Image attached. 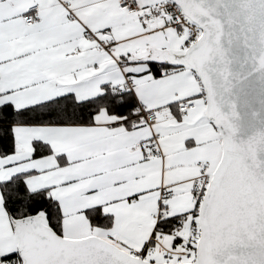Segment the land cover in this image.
<instances>
[{"label": "snow or ice", "instance_id": "1", "mask_svg": "<svg viewBox=\"0 0 264 264\" xmlns=\"http://www.w3.org/2000/svg\"><path fill=\"white\" fill-rule=\"evenodd\" d=\"M0 264H264V0H0Z\"/></svg>", "mask_w": 264, "mask_h": 264}]
</instances>
